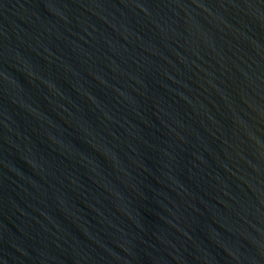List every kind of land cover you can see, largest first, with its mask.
<instances>
[{
	"label": "water",
	"instance_id": "obj_1",
	"mask_svg": "<svg viewBox=\"0 0 264 264\" xmlns=\"http://www.w3.org/2000/svg\"><path fill=\"white\" fill-rule=\"evenodd\" d=\"M0 264H264V0H0Z\"/></svg>",
	"mask_w": 264,
	"mask_h": 264
}]
</instances>
